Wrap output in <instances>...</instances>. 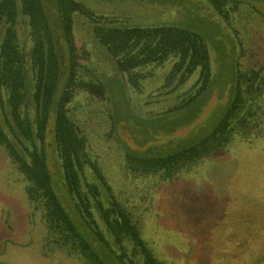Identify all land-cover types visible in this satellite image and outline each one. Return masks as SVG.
<instances>
[{
  "label": "trees",
  "instance_id": "16d2710c",
  "mask_svg": "<svg viewBox=\"0 0 264 264\" xmlns=\"http://www.w3.org/2000/svg\"><path fill=\"white\" fill-rule=\"evenodd\" d=\"M208 2L239 47L230 101L199 141L155 155L148 153L151 148L140 153L119 137V129H131L119 126L120 119L110 107L106 71L114 69L127 88L144 94V84L154 77V70L171 63L159 88L164 96H149L156 104L175 94L199 71L195 84L180 96V103L160 112L165 116L191 110L197 115L198 106L193 107L213 84L211 53L205 39L176 24L133 26L126 16L98 15L80 0H0V148L27 183L31 206L44 212L48 242L82 257L86 264H167L144 239L148 193L140 197L143 204L134 205L139 189L132 186L152 179L172 182L225 152L235 138L246 142L264 137V55L260 60L253 58V37L249 40L247 36L246 46L233 24L234 15L243 16L245 1ZM76 17L86 19L88 25L90 41L82 46L75 32ZM20 23L28 27L32 43L28 59ZM91 42L101 48L105 57L102 64L111 65L105 74L83 63L89 61L86 44ZM77 93L89 97L87 107L91 109L70 108ZM93 103H106L107 112ZM152 105L146 101L144 106ZM104 113L110 127L107 138L117 140L124 182L113 177V167L106 160L89 152L91 132L99 130ZM52 121L51 145L60 170L57 183L63 186L74 214L54 187L47 141ZM177 129L157 130L166 135Z\"/></svg>",
  "mask_w": 264,
  "mask_h": 264
},
{
  "label": "rangeland",
  "instance_id": "374dc122",
  "mask_svg": "<svg viewBox=\"0 0 264 264\" xmlns=\"http://www.w3.org/2000/svg\"><path fill=\"white\" fill-rule=\"evenodd\" d=\"M80 1L98 15L126 16L133 26L176 24L205 39L211 53L213 84L210 92H206L208 96L205 93L193 107L198 106L197 115L191 110L165 116L160 112L180 103V96L195 84L199 71L175 94L156 104L149 96H164L159 88L171 63L156 68L154 77L144 84L145 93L139 94L127 88L125 81L110 69L111 65L102 64L105 57L97 44H86L91 55L89 61L83 62L88 68L96 66L100 74L109 66L106 82L110 107L120 119L119 126L131 129L130 132L119 129V137L132 149L142 153L151 148L148 153L163 155L204 137L230 101L239 54L233 33L208 0ZM242 1H245L244 14L242 17L238 13L234 15L233 24L246 46H249L247 36L249 40L253 37L255 51L251 55L260 60L264 55V0ZM85 20L76 17L75 32L80 46L90 41ZM19 27L28 59L32 46L29 30L23 23ZM88 99L86 94L77 93L70 108L91 109L87 107ZM146 101L153 105L145 107ZM106 107L108 105L103 103L98 108L107 112ZM106 115H103L105 120L101 118L104 121L99 130L91 132L94 134L89 152L95 158L106 160L113 167V177L124 182L119 170L117 140L107 138L110 127ZM186 122L191 124L177 127ZM53 124L54 121L50 124L47 141L54 187L67 210L74 214L63 186L57 183L60 170L51 145ZM171 127L178 129L166 135L159 131ZM143 143L148 144L141 148ZM26 185L8 153L0 148V264H86L82 257L48 242L44 212L35 211L31 206ZM136 185L139 190L134 205L143 204L140 197L143 192L148 193L144 239L160 260L167 264H264V137L246 142L235 138L225 152L206 160L191 173L180 174L172 182L152 179L137 181L132 187Z\"/></svg>",
  "mask_w": 264,
  "mask_h": 264
}]
</instances>
